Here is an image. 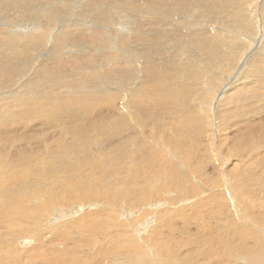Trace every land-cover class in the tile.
Returning a JSON list of instances; mask_svg holds the SVG:
<instances>
[{"label":"bare ground","instance_id":"bare-ground-1","mask_svg":"<svg viewBox=\"0 0 264 264\" xmlns=\"http://www.w3.org/2000/svg\"><path fill=\"white\" fill-rule=\"evenodd\" d=\"M261 43L264 0H0V264H264Z\"/></svg>","mask_w":264,"mask_h":264},{"label":"rangeland","instance_id":"rangeland-1","mask_svg":"<svg viewBox=\"0 0 264 264\" xmlns=\"http://www.w3.org/2000/svg\"><path fill=\"white\" fill-rule=\"evenodd\" d=\"M65 12H69V13H72L73 12V7L72 6H70V7H65ZM55 14H56V16L57 17H60V16H58V13L57 12H55ZM60 18H64V16L63 17H60ZM65 19V18H64ZM64 23H66V21H64ZM110 28V27H109ZM111 29V28H110ZM183 40H185V39H183ZM113 41V40H112ZM92 42V43H91ZM80 43H81V46H83L84 47V45L85 46H88V47H90V49H89V51H91V50H93L94 49V43H93V40H90V39H85V40H82V41H80ZM264 45V43H261V44H258L257 46H263ZM77 52H79V51H77ZM44 53H45V51H44ZM189 53H191V51H189ZM41 55H42V52L40 53ZM167 55H169V52H167ZM172 55V54H171ZM42 56H44V55H42ZM47 57V56H46ZM47 58H49V57H47ZM97 60H100L99 58H98V56L97 57H95L87 66L89 67V68H91V69H93V70H96L97 69ZM82 64L84 65V61L82 62ZM81 64V67L83 66ZM257 67L256 68H250V70H252V69H254V70H256V71H261L262 72V75L261 76H263L264 75V56L262 57V58H259L258 60H257ZM239 69L241 68L242 69V72H243V79H246V78H249V77H257L258 75H255V74H253V73H248L247 71H245V69H244V67H243V65L240 63L239 64V67H238ZM235 72H233V74H234ZM232 74V75H233ZM237 77H235V78H233L232 80H231V82H234L235 81V79H236ZM82 79H86V77L85 78H83L82 77ZM93 80H97V75L96 74H93V75H91V78L89 79V81H88V83H87V86H86V91H87V95L89 96V94L90 93H92L93 92ZM236 81H240L241 83L243 82V80H240V79H237ZM236 81H235V83H236ZM231 82H229V83H231ZM240 82H238V83H240ZM235 83H231V85L233 86L234 85V89H235V87H236V85L237 86H239L237 83L235 84ZM243 84V83H242ZM241 84V85H242ZM100 85H102V83H100L99 84V86ZM240 85V86H241ZM226 86V84L225 83H223V85L221 86V90L224 88ZM229 86V85H228ZM233 88V87H232ZM232 88H230V89H232ZM91 89V90H90ZM219 89V91H218V94L220 93V90ZM89 90H90V92H89ZM111 89H107V90H105L104 92H102V93H109V91H110ZM80 93V90L78 91V94ZM81 94V93H80ZM217 94V95H218ZM216 95V98L218 97ZM90 97V96H89ZM91 98V97H90ZM215 98V99H216ZM101 99V98H100ZM211 100V97L210 98H208V100ZM223 99V101H225V100H229V99H231V100H233L234 99V97L232 96V95H230L229 97H223L222 98ZM222 100H221V103L222 104H218V105H220V106H223V105H225L224 107H226V104H225V102H223ZM211 103H212V105L213 106H211V107H213V108H211L212 110H210L208 113V115H207V117H208V120L210 121V119L212 120V122L213 123H215L214 125H212L211 124V126L213 127V129H212V127L209 129V127L207 128V130H212V132H214V134L213 135H215L214 136V141H216V140H218V142H216L215 143V150L213 149V151H212V153L214 152V153H217V154H219V155H222V158L225 160V162H224V168H226V173H227V178H229L230 177V171L228 170V166H231V168H236L239 164H237V161L235 160V158L232 156V155H228V156H225V154H227L228 152H229V150H230V148L231 147H236V149L234 148L233 150H234V153L235 152H240L241 150H242V146H243V138L241 137V133L240 132H243L244 131V127H243V125H245V123H240L239 122V118L237 117L238 116V113L239 112H245L246 114H247V105H242V106H239V105H234V109H233V111H235L236 113H235V115H234V117L233 118H231V121H230V119L229 120H227V119H224V121L226 122V126H227V128H226V130H222L221 129V127H222V125H221V122H219L218 120H220V118H221V115L224 113V109H220V108H218V110H217V112H215V111H213V110H215V108L216 107H218V105L216 104V101L215 100H212L211 101ZM95 106V105H94ZM102 107V106H101ZM101 107H99V105L97 106V109H99L100 111H97V112H99V113H103L102 112V110L100 109ZM223 107V108H224ZM148 108V107H147ZM146 108V109H147ZM103 109V108H102ZM146 109H144L143 111H145ZM222 110H224V111H222ZM104 111V110H103ZM86 112V113H85ZM219 112V113H218ZM212 113V114H211ZM216 113V114H215ZM88 114V110H87V108H85V110H84V116H86ZM215 114V115H214ZM217 114H219L218 116H216ZM97 115H100V114H97ZM213 115V116H212ZM264 115V114H263ZM212 117H213V119L215 120H213L212 119ZM215 117V118H214ZM74 119H77L76 117L74 118ZM82 119H83V117H82ZM81 120V119H80ZM257 122H258V124L260 125V126H264V117H261V118H259V119H257ZM36 123V124H35ZM259 126V130L261 129V127ZM29 127V129L30 128H32L33 129V127L34 128H36V129H34V131L35 132H45V131H52V134H53V130H55L54 128H51V127H49V123H43V125L41 126V122H37V120H35L34 121V123H30V126H28ZM28 127H26V129L25 128H21V129H19L18 130V133L19 134H21V133H24L26 130H28ZM46 127V128H45ZM258 127V126H257ZM16 128V126L15 127H12L10 130H12V129H15ZM50 128V129H49ZM205 128V129H206ZM37 130H39V131H37ZM206 130V131H207ZM258 129H256V127H255V129H254V132L255 133H257L258 131H259ZM217 135H216V134ZM224 133H227V135H225V136H229V138L227 139V140H224V141H219V138L221 137V135L222 134H224ZM49 136H51V135H49ZM53 136V137H52ZM51 136V138H50V140L52 141L53 140V138H55V136L54 135H52ZM216 138V139H215ZM263 138H264V136H263ZM95 140H97V141H103V139L102 138H94V141ZM227 141V142H226ZM210 142V141H209ZM229 142V144H226V143H228ZM238 143H239V145H238ZM104 144V145H103ZM107 143H102V145L103 146H105ZM208 144H210V143H208ZM218 144V145H217ZM220 145V146H219ZM224 145V146H223ZM225 146H226V148H225ZM220 147V148H219ZM217 148L219 149V150H217ZM228 149V150H227ZM225 153H224V152ZM205 155V156H204ZM201 156H203V157H205V158H203L202 157V160H203V162H204V165H206V167H207V170H208V172H207V174L209 175H213V171H212V169H213V165H212V163H211V161L209 160H206L208 157H207V155L206 154H202ZM197 161L198 160H200L199 158H197L196 159ZM230 161V162H229ZM242 165V163H240V165L239 166H241ZM236 170V169H235ZM235 170H232V171H235ZM238 172V170H236L235 171V173H237Z\"/></svg>","mask_w":264,"mask_h":264}]
</instances>
